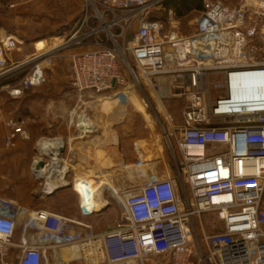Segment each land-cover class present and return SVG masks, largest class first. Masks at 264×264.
Instances as JSON below:
<instances>
[{
	"label": "built area",
	"instance_id": "built-area-1",
	"mask_svg": "<svg viewBox=\"0 0 264 264\" xmlns=\"http://www.w3.org/2000/svg\"><path fill=\"white\" fill-rule=\"evenodd\" d=\"M199 1L194 29L182 34L164 0H100L101 26L93 29L95 17H84L62 44L84 46L92 37L96 43L104 32V43L71 56L72 87L79 94L143 95L155 126L151 140L168 152L172 174L155 170L159 159L142 160L135 146L127 186L113 196L121 217L102 234L0 197V264L58 263L65 248H79L96 264H264V0ZM112 41L114 48L106 47ZM17 47L13 37L0 40V83L22 66H8ZM49 54L31 58L34 66L12 96L41 85L38 60ZM247 78L255 95L237 100L235 82ZM169 106H180V121ZM7 127L4 147L11 149L24 130L15 120ZM89 207L80 202L83 216L94 214ZM204 214H214L222 231L208 233Z\"/></svg>",
	"mask_w": 264,
	"mask_h": 264
},
{
	"label": "crops",
	"instance_id": "crops-1",
	"mask_svg": "<svg viewBox=\"0 0 264 264\" xmlns=\"http://www.w3.org/2000/svg\"><path fill=\"white\" fill-rule=\"evenodd\" d=\"M50 2L55 3V8L48 10L49 8L45 7L42 11L40 6ZM7 3L8 12L11 16L13 15L14 19L17 18L18 13L24 12L27 5L31 6L29 12L31 17L42 11L44 14H49L48 17L54 18L55 14L63 15V12L67 11L66 19L69 21L76 20L75 24L70 25L72 28L69 27L71 32L78 28L84 17L94 15L90 14V10L91 13H94L89 5L90 2L85 0H66V2L64 0H7ZM65 4L67 5L65 6ZM62 15L58 17L63 18ZM83 47H86L84 48L85 51L94 49V46L90 43ZM55 79L57 81V77ZM66 81L69 82L70 78L64 77L62 83ZM42 90H44L42 86L34 88L31 91L32 94L28 95V101L26 102L28 111H2L0 106V197H7L10 201L21 205L29 212L44 209L59 214L61 209L54 207L57 200L72 194L78 206L80 219H82V221H78H84L83 223H85V220L87 221L89 217H98L109 208L110 205L105 200L100 205L101 198H104L107 193L114 196L123 188H126V167L133 165L137 158L135 155L124 153L123 147L119 143L116 145L117 149H113L109 138L111 116L97 114L96 112L90 114L91 111H70L71 106L67 104V96H64L63 100L59 98L60 100H50L48 102L42 94H36ZM55 91L58 94L64 92L61 86H56ZM35 94L39 96V99ZM85 95L92 99L96 97L91 93H85ZM76 97L79 98L82 104L84 103L87 106L82 97H79V95ZM52 108H54V111H51ZM171 113L173 114V112ZM144 114V121H151V113ZM173 115L177 121H180V112ZM11 119L22 123L24 135L17 136L14 147L6 151L4 149V137L8 134L6 123ZM87 130H89V134H85ZM117 130L119 132V129ZM150 130L149 138L151 139V133L154 129ZM44 142L49 144L43 146ZM139 142L140 140H138ZM63 146L64 152L60 153ZM40 161H43L45 166L37 171L35 167ZM165 163L163 164L160 159L154 163V166L160 165L162 167L161 173L163 176L172 174L170 158L165 160ZM16 164L22 165V201L12 198L13 193L7 191V187L17 183L14 179H10L11 173L16 174L18 172V170H15ZM7 165L13 168L11 172L9 169L3 171ZM113 178L120 180L121 185L112 188L109 180ZM86 182L94 185L100 205V208L91 216H83L80 212L81 196L79 192L82 193L83 189L79 185ZM65 184H70L71 187L55 192L53 195L49 194ZM95 184H98V186ZM102 186L105 188L104 191L100 190ZM85 187L89 186L86 185ZM25 218L26 216L21 217L19 223H22ZM221 231L222 226L220 225L219 232ZM16 234V241H18L20 233ZM92 260L79 248H65L61 250L58 263L52 264H96L98 262Z\"/></svg>",
	"mask_w": 264,
	"mask_h": 264
},
{
	"label": "rangeland",
	"instance_id": "rangeland-1",
	"mask_svg": "<svg viewBox=\"0 0 264 264\" xmlns=\"http://www.w3.org/2000/svg\"><path fill=\"white\" fill-rule=\"evenodd\" d=\"M64 1L66 2V0ZM85 1L90 2L89 5L95 13H91L90 10V14H94L93 17H95V19L93 18L92 28H99L101 26V21L100 19H98L96 13L102 12V7L99 2L100 0ZM165 1L167 0H164V2ZM66 5L67 4H65V6ZM25 7L26 8L24 12H20L21 14L18 13L17 18L14 19L13 15L11 16L8 12L7 0H0V40L7 37H13L20 42L17 49L11 55V60L8 62V66L12 67L16 64H22V66H25L22 67L23 69L20 68L15 75H12L11 77L9 76L12 80L3 81L0 83V106L2 111H28V108L26 107V102L28 101L29 97L28 95L30 93L32 94L31 91L34 88H39L42 86L44 90H42L41 92H37L36 94H42L48 102L50 100H63L62 98L64 96H67L66 101L67 104L71 106L70 111H91L90 114L96 112L97 114H107L108 116H111L109 138L111 140L113 149L116 150V145L119 143L123 147L124 153L126 152L127 155L132 156L135 155V157L137 158V155L135 154L136 146L138 150L142 149L143 151V155L145 157L142 156V160L145 161L146 158L147 161H155L153 159H160L163 161V164H166L165 160L169 158L168 152L166 151V149L161 147L163 152L160 153L158 149H161L157 148L155 140L152 141L149 138V129H154V122L152 119L151 121H144L145 116H143V114L150 112V109L145 108L143 104H141L143 95L139 93L138 99H134L132 95L130 97V95H128L129 93L127 94L125 89H118L110 93L96 95V97H94L95 99H92L89 96L85 95V93L79 94L73 89L71 84V56L73 54H79L87 51H85L86 49H84L86 47L75 46L77 44L76 40H72L70 42L71 45H68L69 47L67 46V48L62 44H64V42H66L72 35L73 31L71 32V29L69 27H71V24H75L76 20H67V11H64L63 15L55 14L54 18L48 17L49 14L47 15L42 13L45 7L49 8L48 10H50V8H55V3L50 2L48 4L41 5V13H38V16L35 15L33 17H31V15L29 14L31 6L27 5ZM199 13L200 12L193 10L187 13V15L183 16L182 18L178 19L182 34H188L192 32V30L194 29V23L198 18ZM60 15H62L63 18L58 17ZM113 32L116 31L113 30ZM129 37L130 36H127L126 38L128 39ZM106 39L107 37L106 35H104V32L100 31L99 36L96 39V43H104ZM88 41L94 45L96 44L93 37L89 38ZM121 42V40H118L117 42V45L119 47L121 45ZM105 45L106 47H109L111 49L114 48L113 41L112 44L106 42ZM117 45L115 44V47H118ZM62 46L64 47L62 48ZM52 50L55 51L50 52ZM45 52H48V54L50 52V54L52 55L49 54L50 56H46L38 60V64L43 71V80L41 85L28 90H24L18 96H12L10 90L17 86L22 81V79L26 77L27 74L31 71L32 66H34V64H31L29 62L31 58ZM128 60L129 62H131L130 57H128ZM56 77L57 81L55 79ZM64 77L70 78V81L62 83ZM129 83H131L130 79ZM56 86H61L64 92H61V94H58V92L56 93ZM142 89L143 93L148 97L149 92L146 86L143 85ZM77 95L83 98V100L87 103V106H85L84 103H81L79 98L76 97ZM36 97L39 99V96L36 95ZM51 111H54V108H52ZM168 111H171L173 112V114L177 115L180 111V106L176 108H172L169 106ZM17 122L21 123L20 121ZM7 123L6 128L8 129V134L4 137V140L11 133V130L7 127ZM117 129H119V132ZM115 130L117 131L115 132ZM153 133L154 132H152L151 134L153 135ZM146 139H148L149 142L146 141ZM138 140L143 141V145L140 146ZM4 149L6 151L9 150L5 147ZM21 166L22 165L19 164L15 165V170H18V172L16 174L11 173L10 179H14L17 183L7 187V191L13 193L14 196L12 198L22 201L23 181L21 180ZM131 166L128 165V168ZM7 169H9V171L11 172V169L13 168L7 165L4 167L3 171H6ZM154 169L160 171L162 167H155ZM109 184L112 188H116L118 185H121V181L115 180L113 178L109 180ZM4 198L8 199L7 197ZM82 198L85 205H91V208L92 206L94 207L89 199L85 198L83 195ZM101 199L102 202L100 203V205L103 204V200H105L109 203V208L100 216L89 217L87 221L85 220V223L89 224L92 227V230L95 234H102L112 230L115 227L116 223L119 221L122 214L121 207L111 194L107 193L104 198ZM54 207L56 209H61V211H59V214L64 215V217L82 221V219H80L78 206L76 205L75 199L73 198L72 194L64 196L57 200V203ZM91 208L89 207V209ZM195 222L197 228L200 229V221L197 219ZM201 222L203 223L208 233L219 231L220 223L217 221L214 214H204L201 218ZM18 232L19 230L16 231V233ZM16 233L14 240H16L17 237Z\"/></svg>",
	"mask_w": 264,
	"mask_h": 264
},
{
	"label": "bare ground",
	"instance_id": "bare-ground-1",
	"mask_svg": "<svg viewBox=\"0 0 264 264\" xmlns=\"http://www.w3.org/2000/svg\"><path fill=\"white\" fill-rule=\"evenodd\" d=\"M22 67H25V66H21V69H23ZM251 80L252 79L247 78L246 80L241 81V83L235 82V85H234V88H233L232 92H233L234 97H236L237 100L245 101V100H248L249 98L251 99V98L254 97V95H255V86H254V84L255 83L252 82ZM48 144H49L48 142H44L43 146L48 145ZM86 185L89 186V187L86 188L85 187ZM95 185L98 186V184H95ZM79 186H82L81 189H83L82 193L79 192V194L81 196L80 202L83 203V198H82V195H83L85 198L89 199L90 202H92L94 207L92 206L91 210H93L95 212L97 209L100 208V205H99V201L97 199L98 198V194H97L96 190L93 187L94 185L93 184H89V183L86 182V183H80ZM90 187H91V189H90ZM84 188H86V189H84ZM104 189H105L104 186L100 187V190L104 191ZM92 261L96 262V259H93Z\"/></svg>",
	"mask_w": 264,
	"mask_h": 264
},
{
	"label": "trees",
	"instance_id": "trees-1",
	"mask_svg": "<svg viewBox=\"0 0 264 264\" xmlns=\"http://www.w3.org/2000/svg\"><path fill=\"white\" fill-rule=\"evenodd\" d=\"M163 6L166 9H173L178 18H182L187 13L196 10H202V4L199 0H167Z\"/></svg>",
	"mask_w": 264,
	"mask_h": 264
},
{
	"label": "water",
	"instance_id": "water-1",
	"mask_svg": "<svg viewBox=\"0 0 264 264\" xmlns=\"http://www.w3.org/2000/svg\"><path fill=\"white\" fill-rule=\"evenodd\" d=\"M85 134H89V130H87ZM63 152H64V146L61 147V149H60V153H63ZM44 166H45V164L43 163V161H40V162L36 165L35 168H36L37 171H39L40 169H43ZM70 187H71L70 184H65V185H62L61 187H58V188L54 189V190H53L51 193H49V194H50V195H53L55 192H58V191H60V190H64V189H68V188H70ZM49 194H48V195H49Z\"/></svg>",
	"mask_w": 264,
	"mask_h": 264
}]
</instances>
